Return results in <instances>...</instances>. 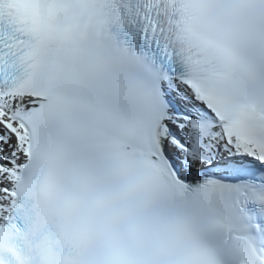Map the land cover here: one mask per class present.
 Masks as SVG:
<instances>
[{"label":"snow or ice","instance_id":"obj_1","mask_svg":"<svg viewBox=\"0 0 264 264\" xmlns=\"http://www.w3.org/2000/svg\"><path fill=\"white\" fill-rule=\"evenodd\" d=\"M0 264H264V0H0Z\"/></svg>","mask_w":264,"mask_h":264}]
</instances>
